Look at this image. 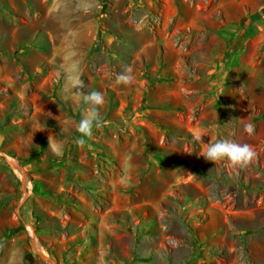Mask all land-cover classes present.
<instances>
[{"label":"rangeland","instance_id":"obj_1","mask_svg":"<svg viewBox=\"0 0 264 264\" xmlns=\"http://www.w3.org/2000/svg\"><path fill=\"white\" fill-rule=\"evenodd\" d=\"M55 1L0 0V264H264V43L247 44L230 97L210 85L225 76L218 0L178 22L160 9L134 31L127 0H94L79 17ZM89 19L79 71L104 103L82 137L92 107L60 99L74 94L60 65L66 39L85 44L64 29ZM125 70L128 86L116 81ZM217 140L256 155L242 167L205 159Z\"/></svg>","mask_w":264,"mask_h":264},{"label":"crops","instance_id":"obj_2","mask_svg":"<svg viewBox=\"0 0 264 264\" xmlns=\"http://www.w3.org/2000/svg\"><path fill=\"white\" fill-rule=\"evenodd\" d=\"M65 1L66 3L64 4V6L70 5L72 7L69 14L75 15L76 17L87 16L88 14L85 13L89 10L88 6L92 7L94 5V0ZM138 1L139 0H127V17L132 31H134L135 26L139 24V19L137 18H141L143 24L146 20L150 22L153 21V17H155V20H159L162 17L161 12L159 11L160 9H162L163 14L166 16L165 22L168 20L167 18H169V20L175 19V22H178L180 20H183V16L189 13H204L202 12V8H195V6L198 4L197 2H199L197 0H173L172 5L170 6L169 15H166L167 13L165 12V10H163V6H167L169 0H142L145 7L143 6L144 9L141 8V10L143 11L139 12L140 14L136 15L135 9H133V5H138L140 7ZM218 2L222 9V15L219 14L217 19L221 22V26L217 27V31L221 32L220 34H222L223 37L227 38V42L224 43V48L218 65L223 68L225 76L221 78V81L212 80V84L210 85L212 86V89L217 93L222 90V88H220L219 86L224 85V87L227 86L226 95L228 94L229 96L230 94V97L232 95L241 96L242 54H246L249 51L247 44H249L251 41L256 43L257 47H260L262 43H264V0H218ZM61 3H64L63 0H56L53 4V10L61 11ZM203 15H206V12ZM208 15L212 16L211 13H209ZM159 21H161V19ZM75 25L76 26L67 25L68 27L64 29L63 37H73L74 33L77 32L79 33L80 37L83 36L85 38V44L84 47H79L81 49L77 47V49H79L78 51H72L71 47L69 48V45H72L73 43L69 42L68 39H66L65 42L68 44V47L64 46V50L61 56L62 62L60 65L63 69H71L75 64H78V68L82 69V67L84 66V58L82 55L87 54L88 47L91 43V37L94 35L96 30L93 19H89L85 23L81 21L80 24L76 20ZM80 71L79 74H81ZM228 71L231 72L228 73ZM64 74L65 71L62 72V78L64 77ZM71 75L72 72H70L68 76ZM64 81L65 86H67L68 84L66 77H64ZM84 89L85 87H83L81 91H86ZM60 99L80 100L81 97L79 93L69 95L64 92L62 93V98Z\"/></svg>","mask_w":264,"mask_h":264},{"label":"clouds","instance_id":"obj_3","mask_svg":"<svg viewBox=\"0 0 264 264\" xmlns=\"http://www.w3.org/2000/svg\"><path fill=\"white\" fill-rule=\"evenodd\" d=\"M72 75L66 77L68 88L71 93H79L81 99L92 107V112L86 116H83L77 125V131L83 136H89L93 127V121L98 114L97 106L104 103V97L99 91H81L84 87V81L79 74L78 64H75L71 68ZM116 81L119 84L125 86L134 83V77L130 71L125 70L123 73H119L116 76ZM75 89V90H74ZM253 124L247 123L244 125V129L248 134L253 132ZM78 137L81 143L83 138ZM57 156L62 155L60 147L57 146L55 150ZM205 159L216 162L217 160L229 159L234 165L244 166L249 163L256 155L252 145L248 143H236L228 140H217L210 144L207 150L202 153Z\"/></svg>","mask_w":264,"mask_h":264}]
</instances>
